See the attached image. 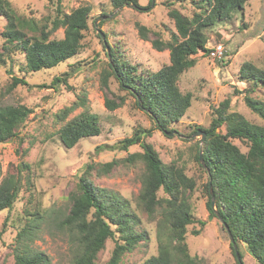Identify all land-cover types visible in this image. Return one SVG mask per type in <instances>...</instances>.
<instances>
[{
  "label": "rangeland",
  "instance_id": "rangeland-1",
  "mask_svg": "<svg viewBox=\"0 0 264 264\" xmlns=\"http://www.w3.org/2000/svg\"><path fill=\"white\" fill-rule=\"evenodd\" d=\"M138 1L141 5L148 3V0ZM170 1L189 17L198 11L190 1L154 0L150 9L141 11L130 5L114 8L110 0H62L65 12L82 4L92 6L80 50L64 62L36 72H24V59L19 54H12L13 59L0 64V106L23 104L31 109L17 128L15 137L0 142V178L8 173L18 175L22 162L29 165L28 169L21 168L22 186L16 201L10 209L0 210V227L7 216V226L0 238V264L14 263L16 235L27 218H31L29 212L41 215L31 243L33 248L44 252L49 264L72 262L76 240L69 232L58 230L52 220L55 217L61 219L68 212L67 196L77 189L80 178L126 199L138 217L135 229L144 232V239L125 252L119 264H140L157 254L155 220H150L136 205L145 162L140 156L133 162L126 159L129 154L143 149L139 144L126 149L107 147L98 152L94 148L97 145L113 146L139 128H153L150 116L138 107L135 97L110 73L107 44L115 45L123 60L137 64L140 74L157 71L168 63L169 51L155 49L151 40L166 41L175 31L173 20L167 14L166 4ZM10 2L18 14L40 18L55 13L56 0ZM137 23L147 28V39L141 37ZM4 24L5 19L0 15V32ZM206 34L205 46L209 51L199 50L195 54V65L183 71L177 81L181 92L192 94L189 108L181 118L170 123L172 131L164 133L152 129L142 139L152 145L162 162L182 167L195 181L188 200L193 216L205 220V224L202 227L197 222L187 225L185 241L189 255L194 258L193 264H238L221 222L209 217L207 176L196 159L203 141H200V135H195V128H207L213 108L225 98H230V111L239 112L252 123L264 125V120L245 103L244 94L254 85L238 77L244 62L264 68V0H247L242 13H234L230 19L216 23L206 30ZM53 36L62 37L63 29H57ZM2 41L0 36V46ZM219 44L222 45L220 56L214 52ZM65 73H68L66 83H52L54 77ZM13 75L23 76L27 84L9 89ZM254 87L255 90L250 92L252 98L264 100V87ZM105 99L119 105L108 109ZM82 111L98 115L100 132L82 137L67 148L61 142L58 130ZM219 131L225 132L224 127L221 126ZM231 141L241 151L247 150L245 141L236 138ZM112 160L116 163L107 172H97L99 164ZM166 196L163 190L158 191L159 198ZM198 229V234L193 233ZM114 245L115 241L108 238L98 252L95 264H107ZM238 246L243 264H260L243 245Z\"/></svg>",
  "mask_w": 264,
  "mask_h": 264
},
{
  "label": "trees",
  "instance_id": "trees-1",
  "mask_svg": "<svg viewBox=\"0 0 264 264\" xmlns=\"http://www.w3.org/2000/svg\"><path fill=\"white\" fill-rule=\"evenodd\" d=\"M174 1H190L198 11L189 17L174 7L173 1L166 4L175 31L166 41L158 38L151 40L155 49L169 51L168 63L157 71L140 74L137 64L123 60L118 48L107 44L110 73L121 87L130 91L138 107L153 121L151 129L139 128L113 146L97 145L94 148L98 152L107 147L126 149L139 144L143 149L142 152L129 154L126 159L133 162L135 157L140 156L145 162L146 170L136 205L150 220H155L158 252L140 264H193L194 258L189 255L185 241L187 225L197 222L202 227L205 224V220L193 216L188 200L195 181L186 175L182 167L162 162L152 145L142 138L152 129L164 133L172 131L170 123L185 114L192 94L179 89L177 81L180 74L195 65V54L199 50L209 51L205 46L208 40L206 30L230 19L234 13H242L247 0ZM109 3L114 8L130 5L141 11L155 4L154 0H148L146 5L139 4L138 0H110ZM91 9L90 4H82L65 12L62 0H56L53 16L35 18L18 14L10 0H0V15L5 19L0 32L3 39L0 64H4L6 59H13L12 54L22 55L24 72L27 73L54 67L71 58L82 47ZM59 28L63 29V36L52 37ZM137 28L141 37L147 39V28L139 23ZM100 37L106 43V38ZM67 75L54 77L52 83H66ZM238 77L254 86L264 87V68L251 62L241 64ZM11 78L9 89L27 84L23 76L13 75ZM254 86L245 92V103L264 120V100L250 95L255 90ZM104 103L108 109L119 105L109 99H105ZM30 112L31 109L23 104L1 105L0 142L15 137L17 128ZM221 126L225 132L219 131ZM195 130L206 134L201 148L203 163L199 153L196 159L207 176L205 187L209 217L217 218L225 231V227L229 229L237 246L239 259L230 242L238 264H243L239 244L260 264H264V125L252 123L239 112L230 111V98H225L213 108L210 125L207 128L196 127ZM99 132L98 115L89 111L78 113L58 130L59 138L67 148L82 137ZM233 138L245 141L247 150L241 151L232 143ZM115 163V160L101 163L97 172L105 173ZM28 167L27 162H22L18 175L8 173L0 178V210L10 209L16 201L22 186L20 171ZM159 190L167 196L159 198ZM67 199L70 203L68 212L62 214L61 219L55 217L52 221L56 222L58 230L69 232L76 240L70 264H95L97 254L108 238H112L115 245L107 264H119L121 256L144 239V232L135 229L138 217L129 202L118 194L94 187L86 178H80L77 189L70 191ZM28 216L31 218H27L16 235L13 264H49L48 256L31 244L41 215L29 212ZM6 226L7 216L0 227V238ZM193 233L198 234L199 229L193 230Z\"/></svg>",
  "mask_w": 264,
  "mask_h": 264
},
{
  "label": "water",
  "instance_id": "water-1",
  "mask_svg": "<svg viewBox=\"0 0 264 264\" xmlns=\"http://www.w3.org/2000/svg\"><path fill=\"white\" fill-rule=\"evenodd\" d=\"M101 36L103 37V34H101ZM195 135H200V141H203L204 138H205V135H206V134H205L204 131H200V130H198V131H196ZM199 159H200V161L203 163V161H202V150H201V149H200V151H199ZM210 186H211V184H210ZM212 205H214L213 199H212ZM225 228H226V231H227V234H228L229 240H230V242L233 244V247H234V250H235L236 256H237V258L239 259L238 250H237V246H236V244H235V242H234V239H233V237H232V235H231L229 229H228L227 227H225Z\"/></svg>",
  "mask_w": 264,
  "mask_h": 264
},
{
  "label": "built area",
  "instance_id": "built-area-1",
  "mask_svg": "<svg viewBox=\"0 0 264 264\" xmlns=\"http://www.w3.org/2000/svg\"><path fill=\"white\" fill-rule=\"evenodd\" d=\"M214 52L217 53V54L220 56V54L222 53V45L219 44V45L216 47V49H215Z\"/></svg>",
  "mask_w": 264,
  "mask_h": 264
}]
</instances>
